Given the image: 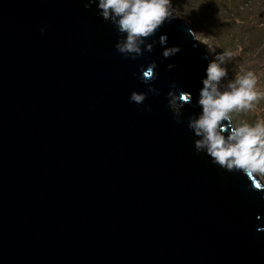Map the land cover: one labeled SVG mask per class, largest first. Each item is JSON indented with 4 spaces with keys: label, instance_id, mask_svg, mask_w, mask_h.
<instances>
[{
    "label": "water",
    "instance_id": "1",
    "mask_svg": "<svg viewBox=\"0 0 264 264\" xmlns=\"http://www.w3.org/2000/svg\"><path fill=\"white\" fill-rule=\"evenodd\" d=\"M97 3L0 0V264H264V190L188 127L210 62L191 24L125 59ZM153 61L159 95L130 102ZM175 90L192 94L181 123Z\"/></svg>",
    "mask_w": 264,
    "mask_h": 264
},
{
    "label": "clouds",
    "instance_id": "2",
    "mask_svg": "<svg viewBox=\"0 0 264 264\" xmlns=\"http://www.w3.org/2000/svg\"><path fill=\"white\" fill-rule=\"evenodd\" d=\"M93 2L97 0H90V3ZM97 7L103 21L111 22L121 34L122 38L115 45L117 52L132 60L153 51L157 41H146L165 21L181 17L178 10L172 9L171 0H98ZM189 31L195 41L206 45L210 53H215L216 46L208 42V37L191 29ZM158 42L164 45L166 37L161 36ZM180 51L176 46L167 47L162 55L169 58ZM231 59L232 53L224 50L215 53L214 59L209 62L197 101L202 111L189 118L188 127L198 138L195 140L197 152H205L215 164L229 172H242L252 189L261 191L264 190V122L235 124L232 115L252 109L261 94L256 90L257 79L252 72L237 75L221 90V81L228 75L223 65ZM168 67L171 69L174 65ZM157 68L155 61L140 66L139 79L148 91H133L130 102L143 105L148 93L159 95V90L152 86L158 77ZM172 87L175 89L176 86ZM167 96L173 119L181 123L186 105L192 102L191 92L175 90L169 91ZM146 110L151 111L150 108Z\"/></svg>",
    "mask_w": 264,
    "mask_h": 264
},
{
    "label": "rangeland",
    "instance_id": "3",
    "mask_svg": "<svg viewBox=\"0 0 264 264\" xmlns=\"http://www.w3.org/2000/svg\"><path fill=\"white\" fill-rule=\"evenodd\" d=\"M171 7L181 13L192 30L208 37V42L216 46L215 53H232V59L223 65L228 75L221 81V90L237 75H255L256 90L261 95L252 109L233 113V122H264V0H171ZM198 45L212 61L215 53L204 44Z\"/></svg>",
    "mask_w": 264,
    "mask_h": 264
},
{
    "label": "bare ground",
    "instance_id": "4",
    "mask_svg": "<svg viewBox=\"0 0 264 264\" xmlns=\"http://www.w3.org/2000/svg\"><path fill=\"white\" fill-rule=\"evenodd\" d=\"M182 17V16H181ZM183 18V17H182ZM183 19H185V18H183ZM186 20V19H185ZM206 54V53H205ZM208 55V54H207ZM209 57V56H208Z\"/></svg>",
    "mask_w": 264,
    "mask_h": 264
}]
</instances>
